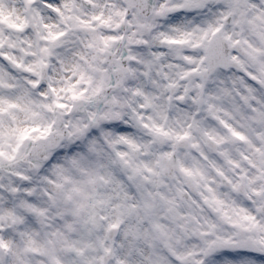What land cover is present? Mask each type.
Instances as JSON below:
<instances>
[{"label": "snow or ice", "instance_id": "snow-or-ice-1", "mask_svg": "<svg viewBox=\"0 0 264 264\" xmlns=\"http://www.w3.org/2000/svg\"><path fill=\"white\" fill-rule=\"evenodd\" d=\"M0 264H264V0H0Z\"/></svg>", "mask_w": 264, "mask_h": 264}]
</instances>
